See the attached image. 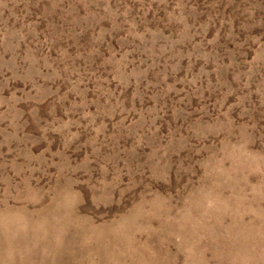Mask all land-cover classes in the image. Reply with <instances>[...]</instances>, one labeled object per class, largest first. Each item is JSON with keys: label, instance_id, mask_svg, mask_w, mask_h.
<instances>
[{"label": "rangeland", "instance_id": "obj_1", "mask_svg": "<svg viewBox=\"0 0 264 264\" xmlns=\"http://www.w3.org/2000/svg\"><path fill=\"white\" fill-rule=\"evenodd\" d=\"M0 264H264V0H0Z\"/></svg>", "mask_w": 264, "mask_h": 264}]
</instances>
